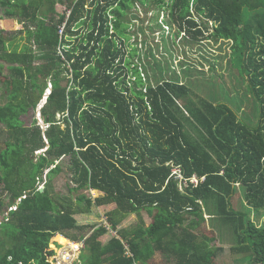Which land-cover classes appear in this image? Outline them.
<instances>
[{
	"label": "trees",
	"instance_id": "16d2710c",
	"mask_svg": "<svg viewBox=\"0 0 264 264\" xmlns=\"http://www.w3.org/2000/svg\"><path fill=\"white\" fill-rule=\"evenodd\" d=\"M138 6L166 8L179 35L229 42L256 122L179 79L149 82L147 53L127 48ZM0 10L38 47L19 49L0 27V208L16 206L0 225V264H51L57 234L85 239L76 264H217L220 226L206 215L233 224L231 249L264 264V228L233 203L241 193L264 207V0H0ZM49 88L44 126L36 111ZM112 203L108 226L79 224L77 214ZM129 214L139 222L119 228Z\"/></svg>",
	"mask_w": 264,
	"mask_h": 264
},
{
	"label": "rangeland",
	"instance_id": "374dc122",
	"mask_svg": "<svg viewBox=\"0 0 264 264\" xmlns=\"http://www.w3.org/2000/svg\"><path fill=\"white\" fill-rule=\"evenodd\" d=\"M133 13L134 19L128 29L132 35H130V43L127 48L133 49L134 47V49H140L139 53L142 56L147 53V56L144 58L147 71L145 78L149 77L150 79L147 82H155L156 79H170L175 81L179 79L185 82L190 89L192 88L195 94H200L208 100L227 103L237 111H239L238 107H241L247 113L248 117L242 115L241 112L239 116H242L243 120L248 124L251 121H255L258 110L254 109L252 103V105L249 104V98L251 96L250 93L248 94L247 84H249V80L247 79L245 81L243 78H240L241 71L237 65L238 63H233L230 60L231 50L229 42L224 40L216 41L213 38L195 41L191 39L189 34L185 35L184 32L179 35L178 25L171 22L166 8H155L146 14L143 7L138 6L137 9H133ZM0 18V27L7 31L8 35L16 37L14 43L16 46L19 45V49H23L26 46L35 50L38 48L33 42V39L31 40L29 38L26 29L17 16L9 18L4 16L3 10H0ZM21 29H23V33L19 32ZM137 59L136 61H138ZM191 66H193V69H191ZM142 68L144 69V65H142ZM48 85L49 87L51 86L50 83ZM46 93H48V89ZM45 94L43 99L45 98ZM6 100V92L0 86V105H3ZM182 103L184 104L183 99L181 100ZM32 115L31 111L26 116L25 120L27 123L32 121ZM36 115H38V111H36ZM185 125L187 131L196 136L195 128L193 129L188 121H185ZM4 134L5 132L0 130V139H5L6 135ZM46 172L43 173V181L39 184L40 189L45 188L44 184L47 181ZM67 181V179L58 176L55 179L56 189L64 194L68 193ZM243 191L244 189L241 188L242 193ZM82 192L93 197L103 194L97 190H85ZM240 196L242 194L237 193L233 197L235 206H241L242 210L252 221L259 227L264 228V207L244 205V202H239ZM5 205H7V202H5ZM115 207V203L99 207L93 206L89 213L77 214L76 218L79 224H105L108 226L109 223L107 222L106 213ZM12 209L15 210L16 206H7V209L6 207L0 208V225ZM206 216L208 218L209 228L215 225L220 226L215 230L218 236H221L222 243L220 242V245L224 247V250L219 253L217 264H254L252 262L253 257L249 253H239L231 249L238 242L233 224L222 223V220L217 216ZM143 218L147 224L151 221V217L145 212H143ZM139 220L140 218L137 214H129L119 225V228H133ZM71 233L73 234V232ZM114 234L115 232L109 230V233L102 238V241L107 242ZM59 235L67 239L66 243L61 242L57 237ZM79 240L82 239L73 240L63 234H57L51 246L55 249L56 255L61 257L68 250L70 246L68 244L69 242L72 243L73 241ZM79 244L83 245L80 242ZM82 253L87 255L89 253L88 248L83 247L80 255ZM157 259L159 258L157 257ZM81 261L83 260H80V263Z\"/></svg>",
	"mask_w": 264,
	"mask_h": 264
},
{
	"label": "built area",
	"instance_id": "2783aa9c",
	"mask_svg": "<svg viewBox=\"0 0 264 264\" xmlns=\"http://www.w3.org/2000/svg\"><path fill=\"white\" fill-rule=\"evenodd\" d=\"M69 15H70V11L67 14V17H69ZM65 24L63 26L59 27V33L61 35L64 34ZM130 33H131V31H130ZM59 52H60V54H63L61 48L59 49ZM63 58H64V54H63ZM193 182L197 183L198 181H197V179H193ZM79 242L82 243L83 245H80ZM68 244H70L68 250L65 251L61 257H58L55 252L53 253L52 256L49 257V261L51 264H76V263H80V260H81L80 253H81L82 248L85 247V239H82L79 241H73L72 243L69 242ZM54 251H55V249H54ZM79 255H80V258H79Z\"/></svg>",
	"mask_w": 264,
	"mask_h": 264
},
{
	"label": "water",
	"instance_id": "95a60500",
	"mask_svg": "<svg viewBox=\"0 0 264 264\" xmlns=\"http://www.w3.org/2000/svg\"><path fill=\"white\" fill-rule=\"evenodd\" d=\"M46 99H47V96H45V98L41 101V103H40V105L38 107V115H37V118L39 119V123H41L42 125L44 124V121L42 120L40 110L43 107V105L45 104ZM43 190H44V188L43 189L42 188L40 189V191H43Z\"/></svg>",
	"mask_w": 264,
	"mask_h": 264
},
{
	"label": "bare ground",
	"instance_id": "6f19581e",
	"mask_svg": "<svg viewBox=\"0 0 264 264\" xmlns=\"http://www.w3.org/2000/svg\"><path fill=\"white\" fill-rule=\"evenodd\" d=\"M61 242L66 243L67 239L65 237H62L61 235L57 236Z\"/></svg>",
	"mask_w": 264,
	"mask_h": 264
},
{
	"label": "clouds",
	"instance_id": "9594fccd",
	"mask_svg": "<svg viewBox=\"0 0 264 264\" xmlns=\"http://www.w3.org/2000/svg\"><path fill=\"white\" fill-rule=\"evenodd\" d=\"M50 92H51V89L49 88V89H48V93H46L45 96L48 97V95L50 94Z\"/></svg>",
	"mask_w": 264,
	"mask_h": 264
}]
</instances>
